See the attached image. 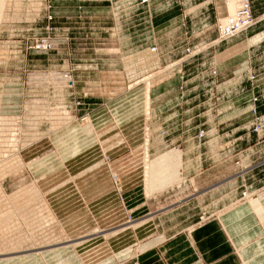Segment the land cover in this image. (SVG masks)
Segmentation results:
<instances>
[{"label":"rangeland","instance_id":"rangeland-1","mask_svg":"<svg viewBox=\"0 0 264 264\" xmlns=\"http://www.w3.org/2000/svg\"><path fill=\"white\" fill-rule=\"evenodd\" d=\"M246 5L253 21L219 38L226 0H0V264H139L143 247L188 234L258 191L264 87L223 90L218 69L219 44L264 18L254 12L264 0ZM137 89L129 98L141 114L127 123L112 115L105 141L91 113L111 114V102ZM73 124L93 134L84 165L99 171L82 170L83 188L57 172L46 185L26 149H50L49 136ZM170 151L180 153L173 172L155 187L149 165ZM118 163L130 165L126 178L111 167ZM97 185L100 197L91 195ZM128 244L131 253L115 257ZM166 251L160 260L170 261Z\"/></svg>","mask_w":264,"mask_h":264},{"label":"crops","instance_id":"crops-1","mask_svg":"<svg viewBox=\"0 0 264 264\" xmlns=\"http://www.w3.org/2000/svg\"><path fill=\"white\" fill-rule=\"evenodd\" d=\"M227 6L230 13H232L230 5L227 4ZM254 12L255 14L262 12L263 16L264 6H257L256 8L254 6ZM262 25L264 26V18L245 34H240L219 44L218 49L223 55L218 64L219 79L223 80L220 88L249 94L248 92L251 90L250 86H255V89L264 87V29L256 31V28ZM227 53L230 54L226 55ZM248 65L251 68L252 66L254 67L255 77L253 80H249L247 76ZM138 89L135 92H130L115 99L118 103L113 102L115 103L114 105L111 102L109 104L111 114H109L106 108H100L91 113L95 128L100 130L102 134L106 132V137L100 133L102 138L106 139L105 141L110 140V137L114 138L113 116H117L118 120L115 117L117 123H127L135 115L141 114L140 109L142 107H136V104L133 105L130 102V98L136 95ZM124 97L128 98L124 100ZM137 100L139 101L138 97ZM237 100L240 99H234L235 104ZM230 101L233 100H224L223 104L225 105ZM239 102H237L236 106H239ZM259 107L262 111L264 103L259 102ZM114 113H117V115H114ZM245 117L246 115L241 116L242 120H240V116L234 117L229 122L243 121ZM228 119H231V117ZM250 135L249 139L251 141L254 140L255 135ZM49 137V141L52 144L50 149H44L45 151L43 150L39 153H37L39 147L42 148L43 146L26 149V157L32 154L31 158L29 157L28 159L32 171L38 178H45L47 176L45 179L46 185L51 183H49L50 180L55 182L52 178L56 174H52L57 172L58 178L64 176V179L67 181L73 180L75 187H79L80 185L83 188L82 184L85 181L77 184L76 178L84 175L88 170L95 169V172L99 171V169H96L99 166L98 163L84 165V163L89 161H84L86 159V157H83L84 151L96 143L93 134L88 131L85 132L81 126L73 124L70 128L61 130L56 134L53 132V135ZM80 139L81 142H79ZM261 142H263L261 144L264 146V138ZM45 145H48V143ZM111 167H114L124 178H126L124 169H127V171L132 170L129 168L130 165L126 166V164L119 165L118 163L111 165ZM86 168L88 170L82 172ZM259 170H262L263 174L259 173L257 181L254 183L258 188V191L254 195L250 198L246 197V200L241 198L240 201H235L234 205L228 210L226 209L223 213H219L216 218H209L197 224L188 234L184 233L182 235L180 232H177L170 238H167L168 241L165 240L164 242L162 240L158 243L154 242L151 246L143 247L138 255L139 264H192L196 256L201 264H264V167L259 168ZM71 171H74V174L75 172L80 173L74 175L73 178V175L70 174ZM59 173L62 174L60 175ZM95 176L97 177L98 174ZM47 181L48 183H46ZM101 187L102 185H97L93 189V193L90 191L91 195L95 197L102 196ZM76 191L74 188L75 196ZM108 192H105V197L101 200L108 198L106 196ZM65 197L63 196L58 200L60 201L59 205L67 202V200H64ZM63 207H58V209ZM121 229H125L124 226L114 230ZM129 245L117 248L115 257L124 258L128 256L132 251V247ZM160 249L167 250V254H170V261L159 259L157 253L160 252ZM20 259H16V264L18 262L21 264H33L37 262L34 259L30 260V258ZM112 259L113 257L111 256L109 260L111 261Z\"/></svg>","mask_w":264,"mask_h":264},{"label":"bare ground","instance_id":"bare-ground-1","mask_svg":"<svg viewBox=\"0 0 264 264\" xmlns=\"http://www.w3.org/2000/svg\"><path fill=\"white\" fill-rule=\"evenodd\" d=\"M226 2H227V4L230 5L232 13H230L231 16H229L227 18H222L220 20L223 25L228 24L231 20L237 19V15H238L237 7L241 6L243 3L242 0H226ZM179 154L180 153L178 151L167 152V153L161 155L159 158H157L155 161H153L149 165L150 167H149L148 172L150 175V182L152 185H153V181H154V185H155V187H157V185L159 184L158 183L159 179H160V181L165 182L166 179H164V178H166L167 176H170L171 175L170 172H173V170H170V166L174 165L172 163L176 160V157L179 156Z\"/></svg>","mask_w":264,"mask_h":264},{"label":"built area","instance_id":"built-area-1","mask_svg":"<svg viewBox=\"0 0 264 264\" xmlns=\"http://www.w3.org/2000/svg\"><path fill=\"white\" fill-rule=\"evenodd\" d=\"M242 1V5L237 7V19L231 20L228 24L225 25H223L222 22L219 20V38L237 32L240 28L247 27V25L253 21L250 15L249 6L246 5V0Z\"/></svg>","mask_w":264,"mask_h":264}]
</instances>
